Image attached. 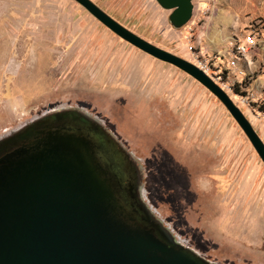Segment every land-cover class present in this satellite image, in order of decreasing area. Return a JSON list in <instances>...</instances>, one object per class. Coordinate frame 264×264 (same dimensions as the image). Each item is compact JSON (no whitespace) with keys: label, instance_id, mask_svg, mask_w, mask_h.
Segmentation results:
<instances>
[{"label":"rangeland","instance_id":"obj_1","mask_svg":"<svg viewBox=\"0 0 264 264\" xmlns=\"http://www.w3.org/2000/svg\"><path fill=\"white\" fill-rule=\"evenodd\" d=\"M90 1L138 37L192 64L207 59L200 46L233 56L236 41L254 37L251 71L226 92L247 113L239 103L249 105L240 98L241 87L258 77L257 84L264 82V0H192V16L179 29L170 27L169 12L154 0ZM63 2L48 9L44 0H0V136L55 107L81 109L141 165L148 206L199 257L212 264H264V240L259 247L252 234L224 231L231 219L222 212L229 203L221 206V181L264 177V166L224 107L189 76L154 58H147L148 71L132 72L145 54L72 0ZM154 65L175 71L169 87L176 85V95L150 94Z\"/></svg>","mask_w":264,"mask_h":264},{"label":"water","instance_id":"obj_2","mask_svg":"<svg viewBox=\"0 0 264 264\" xmlns=\"http://www.w3.org/2000/svg\"><path fill=\"white\" fill-rule=\"evenodd\" d=\"M72 1L123 42L206 89L264 166V144L205 73L138 37L90 0ZM154 2L169 12L167 21L173 29L186 25L192 16V0ZM78 116L94 124L85 115ZM29 137L0 160V264H212L170 240L152 208L131 193L128 168L114 162L107 145L88 137L83 127L74 124V132L43 130Z\"/></svg>","mask_w":264,"mask_h":264},{"label":"crops","instance_id":"obj_3","mask_svg":"<svg viewBox=\"0 0 264 264\" xmlns=\"http://www.w3.org/2000/svg\"><path fill=\"white\" fill-rule=\"evenodd\" d=\"M63 1L65 0H44V3L47 4L45 8H60V4L64 3ZM87 22L91 23V21H89L88 19ZM91 26L93 28H96L98 25L97 23L96 25L92 23ZM92 35L94 36V34L91 33L90 36ZM200 35L201 34L198 35L199 42ZM198 49L199 54H202L207 58H204V60L208 61L209 65L214 67V69L210 68L212 72L218 74L223 70V76L225 75L223 84L228 85L229 87H233V89V85H240L242 82V78L246 76L244 74L251 71L253 62L251 56L249 55H246L244 59H234L229 52L226 54L223 53V55H221L218 51L219 53L214 55L212 54L213 51H211L210 53L206 48H202V46H200ZM145 56L146 58L142 59L143 61L140 65L138 64L132 66V72L143 73L145 71H148L151 62L147 58L152 57L146 54ZM157 62L160 61L157 60ZM154 66V69L156 70V80L154 82H151V85L149 87L150 94L161 95L165 92L167 94H171L172 96L176 95V85L171 84L172 86L169 87V83H171L169 81L171 77L175 75V71L167 69L166 72H162L161 70H164L162 66H160V69L158 65ZM151 71L152 67L150 69V72ZM169 74L170 77H167ZM179 76L180 75H178V77ZM180 79L183 80V77H180ZM262 79V77H258L256 80H254L255 83H252V85H249L248 87H241L243 93L240 98L244 97L249 101L248 106L242 104L245 108V111H247V113L245 112L246 114H244V116L249 121L250 125L258 135L261 142L264 144V96H262L261 90V87L264 86V82H262L261 85L256 83L257 80ZM187 85H191V83H187ZM234 95L238 96L237 93H235ZM175 100L176 99L174 97L170 99V103L174 104V106L178 104ZM261 180L262 181H248L247 179H241V181H230L225 185H223L224 183L223 181H221L220 189L221 206H223L224 203H229V206L226 205V208L223 209L222 212H224V216L226 218L228 217L231 219V221L228 222V225L225 227L224 231L226 233H228L229 231H235L236 233L240 232L241 234H252V243L256 242L259 247L262 245V242L264 240V177H262ZM207 188L208 190H212L211 186ZM239 219H241V222L239 221ZM239 223L241 227L239 228V231H237L235 226H239ZM223 224L224 222L222 221L221 225L223 226ZM257 233L259 234L258 237L255 236L257 235Z\"/></svg>","mask_w":264,"mask_h":264},{"label":"flooded vegetation","instance_id":"obj_4","mask_svg":"<svg viewBox=\"0 0 264 264\" xmlns=\"http://www.w3.org/2000/svg\"><path fill=\"white\" fill-rule=\"evenodd\" d=\"M75 110L77 109L74 107H55L53 109L44 111L43 113L33 115L21 125L5 132L0 136V160L7 157L10 153L17 150L21 146L25 145L28 140L31 139L30 137L27 138L31 134L34 135L35 133L43 130L64 128L70 129L74 132V124H77L79 127H83L84 133L88 137H91L95 141H101L107 145L108 150L112 153V160L114 162L128 168L129 178L127 181L130 184L131 193L133 195L140 196V200L146 206H148V200L146 198L142 178L141 165L137 164V161L133 159L132 155H130L125 149L124 145H122L118 139L102 125L100 121L98 122V120H95L94 116H91L89 113H86L82 110L77 111L76 114ZM78 114L85 115L88 119L92 120L91 122L94 124L88 123L82 117L78 116ZM74 115L78 116V120L75 122ZM134 168H137L139 171V179L136 177V170ZM152 213L157 220L160 219L155 210L152 209ZM161 222L162 227L168 230L169 238L172 242L181 246H188L182 239L173 233V231L167 226V224L163 222V220H161ZM187 248H189V246Z\"/></svg>","mask_w":264,"mask_h":264},{"label":"built area","instance_id":"obj_5","mask_svg":"<svg viewBox=\"0 0 264 264\" xmlns=\"http://www.w3.org/2000/svg\"><path fill=\"white\" fill-rule=\"evenodd\" d=\"M256 40L254 39V37H252L251 35H247L245 37H243L241 40L236 41V43L233 45V57L236 59L239 58H243L246 55H250L251 53L254 52L255 48H256ZM196 63L194 64L197 68H199L203 73H205L214 83H219L221 86H218L226 93V92H231V87H229L228 85H224L223 81L220 79V77L218 76L217 73L212 72L210 70V65L208 63V61L204 60V59H197L195 58ZM208 72L211 73V75L208 74ZM227 94V93H226ZM228 95V94H227ZM234 96V94H232ZM232 96V97H233ZM244 102L243 99H240V104L242 105Z\"/></svg>","mask_w":264,"mask_h":264}]
</instances>
